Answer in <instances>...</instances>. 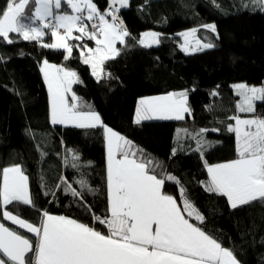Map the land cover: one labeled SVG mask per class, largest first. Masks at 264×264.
I'll return each instance as SVG.
<instances>
[{"label":"trees","instance_id":"trees-1","mask_svg":"<svg viewBox=\"0 0 264 264\" xmlns=\"http://www.w3.org/2000/svg\"><path fill=\"white\" fill-rule=\"evenodd\" d=\"M108 2L95 0L100 11L106 10ZM246 2L130 0L128 8L120 10L130 37L119 48V55L104 62L100 80L92 76L90 65L83 62L87 55L81 56L77 48L65 58V51L40 46L51 42L50 35L39 42L17 39L7 44L0 40L4 58L0 61V169L12 164L22 166L35 208L107 233L78 198L63 191L66 179L85 192L84 200L96 216L105 215L108 193L103 130L51 126L48 94L40 71L42 61L47 59L50 64L76 72L79 82L72 87V94L77 97L78 110L98 113L105 126L132 142L133 150H143L180 180L188 199L204 216L202 224L193 219L190 222L232 249L240 264H264V203L232 209L226 197L206 192L202 184L210 179L205 160L214 165L237 158L235 133L226 130L228 124H235L229 117L239 115L233 85H264V10L251 4L245 7ZM3 5L4 0H0V7ZM205 24H214L216 33L200 29L198 36L215 46L185 54L176 34ZM149 31L161 34L158 46L147 48L137 43L141 34ZM86 43L95 47L92 41ZM185 89L191 114L184 120L134 123L141 98ZM214 91L219 95L213 96ZM255 114L264 115V103L256 105ZM201 128L220 129L205 134V139L214 144L203 156L194 151V140L178 132L187 129L194 134ZM178 141L183 150L177 147ZM174 147L177 151L172 155ZM74 155L77 160L72 159ZM73 163L77 167H72ZM82 178L95 189L94 194L80 188L77 181ZM178 189L179 185L167 180L163 187L183 209ZM7 210L38 223V214L31 206L9 205ZM0 222L26 235L35 247L34 235L5 220Z\"/></svg>","mask_w":264,"mask_h":264},{"label":"snow or ice","instance_id":"snow-or-ice-1","mask_svg":"<svg viewBox=\"0 0 264 264\" xmlns=\"http://www.w3.org/2000/svg\"><path fill=\"white\" fill-rule=\"evenodd\" d=\"M129 3L130 0H110L108 8L101 12L93 0H4L0 7V40L7 44H13L17 39L39 42L45 35H50L55 42L40 46L63 49L67 53L65 58L72 55L73 47L87 49L88 58L83 62L90 64L92 74L100 79L103 62L119 55L116 43L124 44L125 37H130L117 15L120 8L128 7ZM249 4L264 10V0H247L244 6ZM201 27L213 33L217 31L214 24ZM197 31L199 29L193 28L179 34L184 37L181 46L184 51L189 50L188 37ZM74 32L79 35L73 36ZM141 36L137 43L145 47L160 43V33L145 32ZM84 37L95 41L96 47L68 42L69 38L81 41ZM214 46L196 40V49ZM80 54L83 55V51ZM3 59L0 55V61ZM41 71L51 94L52 124H70L82 129L102 124L95 111H81L75 103L69 104L65 93L77 82L76 72L50 64L47 59L42 61ZM233 88L241 98L236 105L237 111L255 114V102H264V85L238 83ZM187 94L185 89L179 93L141 98L134 123L152 119L184 120V114H190V108L186 106ZM212 95L219 93L214 91ZM76 99L73 95L72 100ZM229 119L235 121L234 125L228 124L226 130L235 133L237 158L214 165H208L205 160L210 179L202 182L204 190L226 197L232 209L252 202L264 203V115L255 114L245 119L234 115ZM103 127L107 133L108 208L105 215L96 216L84 200L85 192L73 187L66 179L63 191L78 198L93 220L106 226L107 233L76 219L35 208L28 176L20 164H12L0 169V221H11L19 229H26L36 237L37 243L34 247L26 235L0 222V264H240L232 249L224 247L203 227L190 222L195 219L202 224L204 216L188 199L180 180L168 174L161 162L147 156L143 150H133L132 142L126 137L110 127ZM208 131L220 129L201 128L194 134L187 129L178 130L195 141L194 151L201 156L214 144L205 139ZM177 147L183 150L179 141ZM176 151L174 147L172 155ZM72 159L78 157L74 155ZM71 166L77 167L75 163ZM166 180L179 185L183 209L174 196L163 191ZM77 183L86 192L95 193L83 178ZM9 205L31 206L38 214V223L28 222L18 212L14 214L7 210Z\"/></svg>","mask_w":264,"mask_h":264},{"label":"rangeland","instance_id":"rangeland-1","mask_svg":"<svg viewBox=\"0 0 264 264\" xmlns=\"http://www.w3.org/2000/svg\"><path fill=\"white\" fill-rule=\"evenodd\" d=\"M117 6H119V5H117ZM126 8H128V7H126ZM193 29V28H192ZM196 29H204V30H207V31H210V30H208V29H205V28H203V27H200V28H196ZM189 30H191V29H188V30H185V31H182V32H179V33H177L176 34V36L175 37H177L178 39H179V46H180V49L185 53V54H187V55H192V54H196V53H200V52H203V51H206V50H209V49H211V48H207V49H204V48H201V49H196V40L197 39H199V40H201L200 38H199V36H198V33H199V31H197L193 36H189L188 37V51L186 52V51H184L183 49H182V45L184 44V37L183 36H181V35H179L180 33H186V32H188ZM149 32H152V31H149ZM211 32V31H210ZM157 33V32H156ZM201 42L202 43H205V42H203L202 40H201ZM159 44H152V46L151 47H156V46H158ZM145 47V46H144ZM147 48H150V47H147ZM100 68L102 69V72H101V77H100V79L102 78V76H103V73H104V71H103V66H100ZM68 70V69H67ZM99 70V69H98ZM92 76L96 79V80H100V79H97L93 74H92ZM77 78H78V76H77ZM77 82H78V80H77ZM77 82H75V83H77ZM251 86V85H250ZM256 87H258V86H256ZM233 91H234V95L237 97V102L241 99L239 96H237L236 95V90L233 88ZM65 96H66V98L68 97L67 95H66V93H65ZM72 96H73V94H72V88H71V90L69 91V97L67 98L68 100H69V98H72ZM239 98V99H238ZM73 101V103H75V101L76 100H72ZM237 102H236V104H237ZM258 103H261V101H256L255 102V106L258 104ZM186 106L187 107H189L188 106V95H187V101H186ZM187 114H189V113H187ZM191 114V113H190ZM252 113H240L239 112V116H240V118L241 119H245V118H251V117H249V115H251ZM189 116V115H188ZM185 118H186V114H185ZM146 121H177V120H159V119H152V120H146ZM179 121H182V120H179ZM142 122V121H141ZM54 125V124H53ZM54 126H63V127H73L74 125H68V126H64V125H60V124H55ZM78 128V127H77ZM28 184H29V182H28ZM29 191H30V188H29ZM8 207V206H7ZM193 220H195V219H193ZM6 222H8V223H10V224H12V222L11 221H7V220H5ZM12 225H14V224H12ZM14 226H16V227H18L17 225H14ZM23 230H25L26 231V229H23ZM31 234V233H30ZM33 235V234H32Z\"/></svg>","mask_w":264,"mask_h":264},{"label":"crops","instance_id":"crops-1","mask_svg":"<svg viewBox=\"0 0 264 264\" xmlns=\"http://www.w3.org/2000/svg\"><path fill=\"white\" fill-rule=\"evenodd\" d=\"M109 2H110V0H108ZM93 2L95 3V0H93ZM96 4V3H95ZM97 5V4H96ZM30 7H34V6H32V5H30ZM62 7H66V6H64V5H62ZM98 7V6H97ZM99 9V8H98ZM121 10L122 9H126V7H123V8H120ZM26 11H28V9L26 8ZM101 12H103V11H101ZM89 23H91V22H89ZM45 31H46V29H45ZM62 32H63V30H61ZM47 32V31H46ZM76 35H79V33H76V32H74L73 33V36H76ZM46 37H47V35H45L41 40H44V39H46ZM128 37H125V41H126V39H127ZM89 41H92V42H94V44H95V41H93V40H88L87 39V37H84L83 38V40H81V41H76V40H74V39H72V38H69L68 39V42H69V44H71V45H75V44H87V46L89 47V48H92L91 47V44H88V43H86V42H89ZM53 42H55V38L54 37H51V42L50 43H53ZM123 44H121L120 42H117L116 43V45H115V47L119 50V48L122 46ZM95 47H96V44H95ZM94 47V48H95ZM73 48H75V47H73ZM93 48V49H94ZM56 50H62V51H65V50H63V49H56ZM77 50H78V52L79 53H81V51H83V55H81V56H84V55H87V57L86 58H88V53H87V49H83V50H81V49H78L77 48ZM66 52V51H65ZM86 58H84V59H86ZM112 59V58H111ZM108 60V59H107ZM106 61V60H105ZM104 61V62H105ZM104 62H103V64H104ZM103 64L101 65V66H103ZM90 65V64H89ZM41 67H42V64H41V66H40V71H41ZM90 67H91V65H90ZM67 70V69H66ZM71 71V70H70ZM91 71H92V68H91ZM41 74H42V78H43V81H44V83H45V86H46V89H47V94H48V101H49V114H50V101H51V94H50V92H49V88H48V83H47V81L45 80V78H44V74H43V72L41 71ZM78 82H79V77H78ZM77 82V83H78ZM76 83H73L71 86H70V90H71V88L75 85ZM260 87V86H259ZM179 93V92H178ZM66 95L69 97V92H67L66 93ZM67 97V98H68ZM239 99V98H238ZM68 102H69V104L71 105V104H73V101H70V100H68ZM261 103H264V102H261ZM75 104H76V101H75ZM258 104H260V103H258ZM237 105V104H236ZM191 113V112H190ZM239 113V112H238ZM186 114V116H188V115H190V114H187V113H185ZM184 114V115H185ZM253 116V114H251V115H249V117H252ZM100 119H101V117H100ZM101 121H102V119H101ZM50 124H51V126H53L54 127V125L50 122ZM64 126H68V125H64ZM103 126H105L104 124H103V121H102V124H98L95 128H101L102 130H103V133H104V136H105V141H106V151H107V139H106V137H107V133L105 132V130H104V127ZM61 127H63V126H61ZM73 127H76V126H73ZM117 158H119V157H117ZM29 182V181H28ZM23 230V229H22ZM25 231V230H24ZM27 232V231H26Z\"/></svg>","mask_w":264,"mask_h":264},{"label":"built area","instance_id":"built-area-1","mask_svg":"<svg viewBox=\"0 0 264 264\" xmlns=\"http://www.w3.org/2000/svg\"><path fill=\"white\" fill-rule=\"evenodd\" d=\"M109 3L110 2H108V5H107V7H106V9L108 8V6H109ZM117 7H119V6H117ZM117 15H118V17H119V19L122 21V19L120 18V11L117 13ZM109 19H110V17H109ZM123 26L125 27V24L123 23ZM126 28V27H125ZM128 31V30H127ZM101 225V224H100ZM103 226V225H102ZM104 228H106V226H103ZM107 229V228H106Z\"/></svg>","mask_w":264,"mask_h":264}]
</instances>
